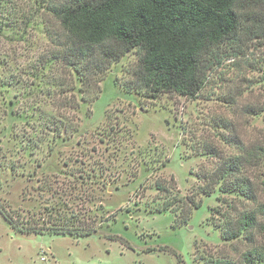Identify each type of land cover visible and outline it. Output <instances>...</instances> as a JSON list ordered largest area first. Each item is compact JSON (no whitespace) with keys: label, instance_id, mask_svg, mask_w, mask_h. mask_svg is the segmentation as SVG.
I'll list each match as a JSON object with an SVG mask.
<instances>
[{"label":"rangeland","instance_id":"1","mask_svg":"<svg viewBox=\"0 0 264 264\" xmlns=\"http://www.w3.org/2000/svg\"><path fill=\"white\" fill-rule=\"evenodd\" d=\"M72 1L0 0V205L96 230L19 234L0 214V264H264V226L219 234L264 197L251 154L264 146V0H233L236 33L209 49L191 97L145 86L136 47L104 71L98 49L72 64L57 16ZM236 179L250 189L219 186Z\"/></svg>","mask_w":264,"mask_h":264},{"label":"trees","instance_id":"2","mask_svg":"<svg viewBox=\"0 0 264 264\" xmlns=\"http://www.w3.org/2000/svg\"><path fill=\"white\" fill-rule=\"evenodd\" d=\"M232 4L233 0H73L60 8L57 16L71 37L72 64L94 60L90 56H96L98 49L99 57L94 63L104 71L112 61L136 47L142 50L137 76L145 86L152 91H174L191 97L203 84V61L209 49L236 33ZM257 151L264 156V146L253 149L251 154ZM235 169L233 162L223 163L216 178H224ZM239 183L248 186L247 191L250 189L245 180L239 179L229 183L221 180L219 186L233 191ZM199 205L197 202L194 207ZM0 214L19 234L48 231L83 236L96 230L94 219L76 218L69 224L52 219L50 214L45 220L40 212L37 217L26 216L23 211L8 210L2 205ZM257 215H264V204L258 203L255 211H243L233 221L227 220L219 228L220 237L229 240L253 229L258 225ZM262 253L248 250L244 259L252 261ZM178 261L181 262L179 256Z\"/></svg>","mask_w":264,"mask_h":264},{"label":"clouds","instance_id":"3","mask_svg":"<svg viewBox=\"0 0 264 264\" xmlns=\"http://www.w3.org/2000/svg\"><path fill=\"white\" fill-rule=\"evenodd\" d=\"M258 203L264 204V197H261V199ZM256 207H257V205H255V204L251 205L248 210L251 211V210L255 209ZM243 210L244 209H241V211H243ZM257 224L258 225H264V215H257ZM254 246H256V247L264 246V232L257 230ZM234 258H238V256L234 257Z\"/></svg>","mask_w":264,"mask_h":264},{"label":"built area","instance_id":"4","mask_svg":"<svg viewBox=\"0 0 264 264\" xmlns=\"http://www.w3.org/2000/svg\"><path fill=\"white\" fill-rule=\"evenodd\" d=\"M39 260H40V264H45L44 263L45 260H44V257L43 256H40Z\"/></svg>","mask_w":264,"mask_h":264}]
</instances>
